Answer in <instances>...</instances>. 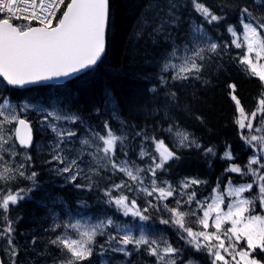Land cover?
<instances>
[{
    "label": "snow or ice",
    "instance_id": "1",
    "mask_svg": "<svg viewBox=\"0 0 264 264\" xmlns=\"http://www.w3.org/2000/svg\"><path fill=\"white\" fill-rule=\"evenodd\" d=\"M190 3L202 23L192 24L189 34L182 38L186 42L173 41L171 50L158 61L156 84L147 89L149 104L155 106L156 112L164 110L167 114L177 101L176 91L171 90L176 87L175 82L201 81L209 62L232 46L243 50L232 59L257 77L264 87V63L261 62L264 61V0H227L218 10L205 0H190ZM180 7L177 0H168L166 10L161 7L151 22L153 33L178 24ZM254 9H259V14ZM220 12L234 13L242 28L238 34L237 25H225L226 33L232 37L230 43L212 39L205 27L222 24L226 17ZM108 23L109 0H0V78L8 86L23 87L67 78L91 68L105 53ZM143 23L149 24V21ZM228 88L235 104L232 123L253 155L242 167L231 162L235 158L231 145H226L220 158L229 161L222 173L227 181L218 177L206 196L198 191L200 185L208 184L206 180L184 177L172 184L158 179V175L180 159V149L195 147L206 157L218 155L213 146H202L192 133L175 123L161 129L172 138L174 147L155 131L151 136L146 128L135 133L133 139L140 140L139 159L150 161L146 167H140L128 159L125 150L128 137L116 134L110 120L103 122V133L89 126L77 148L78 132L61 127L60 122L82 124L79 116L57 105L14 104L7 97L0 98V241H6L0 250L10 257V264H18L20 252L10 206L18 207L37 187V172L26 175L33 161L26 154L33 144L32 122L27 116L30 111L39 113L41 125L53 133L49 145L51 159L46 163L56 162L59 166L53 170L81 190L98 188L91 177L100 175L101 170L123 173L128 178L126 181L102 190L103 203L114 206L124 217L140 222L136 235L133 225L116 223L110 216L94 223L83 218L57 223L54 216L50 227L44 229L46 234L51 233L44 248L53 247L58 255L48 251L40 253L45 264L49 260L51 264H93L94 256H104L107 252L130 256L129 246L154 257L155 264H197L191 257L201 253L207 255L209 264H264V215L252 214L257 203L264 209V90L249 113L236 94V84L230 83ZM113 118L119 119L115 113ZM118 153L124 158L118 159ZM232 173L251 176L252 180L234 184ZM79 178H84L86 183H76ZM22 180L30 181L32 187H16ZM123 190L143 194L145 206L142 208L137 198H130ZM113 191L120 194L113 196ZM249 192H255V196H246ZM170 200L175 201L172 206ZM156 215L160 216L159 225L175 229L185 248L175 247L162 235L163 230L157 234V225L151 223ZM105 236L107 239L98 245L97 253V238ZM40 241L41 237L34 235L31 246L35 249ZM0 264L8 262L0 260ZM100 264L105 261L101 260Z\"/></svg>",
    "mask_w": 264,
    "mask_h": 264
},
{
    "label": "trees",
    "instance_id": "2",
    "mask_svg": "<svg viewBox=\"0 0 264 264\" xmlns=\"http://www.w3.org/2000/svg\"><path fill=\"white\" fill-rule=\"evenodd\" d=\"M205 2L218 10L227 0ZM167 3L168 0H109L107 44L99 63L61 84L16 89L6 85L0 78V98L7 97L14 104L28 102L43 107L57 105L69 114L79 116L82 124L67 123L68 128L78 132L76 146H80L79 139L84 137L89 126L103 133V122L110 120L116 134L123 133L128 137L125 149L128 151V159L140 167H146L150 161L147 158L139 159L140 140L133 139L135 133L146 128L151 136L155 131L158 136L165 138L170 147H174L172 138L166 132H161V129L167 128L169 123H175L192 133L202 146H213L218 155L206 157L195 147L180 149V159L174 161L164 174L158 175V179L168 180L172 184H177L184 177L206 180L208 184L198 188L199 192L206 193L215 186L218 177L227 178L222 173L229 161L220 158L226 145H231L233 152L240 148L237 128L232 123L235 104L230 98L228 84H236V94L245 108L252 107L256 94L263 88L256 77L244 71L232 59L243 51L232 46L209 62L201 81L175 82L176 87L171 90L176 91L178 99L170 106L167 114L164 110L153 111L155 106L149 104L150 94L147 89L156 84L158 61L166 51L171 50L173 41L177 44L186 42L182 38L189 34L192 24L202 23V18L193 11L190 0H177L181 5L177 11L181 17L179 23L167 25L162 32L153 33L151 22L161 7L166 10ZM254 10L259 14V9ZM219 14L226 17L225 21L219 26H205L208 35L217 42L230 43L232 37L226 33L225 25H237L238 18L232 12ZM144 20H148L149 24H144ZM114 113L119 119L113 118ZM27 116L32 122L35 143L26 151L27 155L33 157L32 166L26 175L32 171L38 175L36 189L18 207H11L10 216L16 228L15 241L20 247L18 264H45V259L40 255L45 251L58 255L55 248H44V243L51 236L44 229L50 227L54 216L57 217V223L75 216L89 217L94 221L110 216L116 223L133 225L134 233L139 234L137 226L140 222L124 217L114 206L109 207L103 203L105 197L102 190L119 184L127 177L123 173L112 174L110 170H101L100 175L91 177L98 185V188L91 190H81L66 182L64 176L53 170L58 166L56 162L46 163L51 159L49 145L53 133L41 125L39 113L30 111ZM123 158L118 153V159ZM245 158L246 152H242L235 161L243 164ZM81 167L86 168V165ZM76 183L85 184L86 181L79 178ZM16 187L28 189L32 183L22 180ZM123 191L129 197L132 196L127 190ZM119 194L117 191L112 193L113 196ZM137 200L143 208L146 202L143 194H139ZM174 203V200H170V206ZM159 218L156 215L151 222L157 225V234L163 230L162 235L175 247L185 248L184 242L177 238L175 229L159 225ZM34 235L41 237L35 249L31 246ZM101 239L103 237L97 238V253L98 245L102 244ZM128 250L132 253L130 256L116 252L96 255L93 264H100L101 260L105 264H155V258L148 256L145 251H137L132 246ZM197 255L191 258H197ZM5 261L10 264L7 256ZM48 264H51L50 260Z\"/></svg>",
    "mask_w": 264,
    "mask_h": 264
},
{
    "label": "rangeland",
    "instance_id": "3",
    "mask_svg": "<svg viewBox=\"0 0 264 264\" xmlns=\"http://www.w3.org/2000/svg\"><path fill=\"white\" fill-rule=\"evenodd\" d=\"M237 31H238V34L242 32V28L239 27V24H237ZM241 40H242V37H241ZM261 62L264 63V61H261ZM30 104H32V105H36V104H34V103H30ZM42 107H43V106H42ZM44 107H49V106H44ZM256 123H259V118L257 119ZM60 125H61V127L68 128V124H67L66 122H60ZM75 146H76V145H75ZM76 147L79 148L80 146H76ZM70 158H71V157H70ZM58 166H59V165H58ZM254 167H256V166L254 165ZM127 179H128V178H127ZM127 179H125V181H126ZM249 183H250V182H249ZM133 196H135V197L137 198L138 195L132 193V196H130V198H134ZM262 210L264 211V209H262ZM74 218H76V219H81V218H83V219H88V220H90V221L93 222V223L96 222V221L92 220V219L89 218V217L75 216ZM189 224H192V222L189 221ZM109 234H111V231H109ZM135 234H136V233H135ZM136 235H138V234H136ZM99 239H100V238H99ZM106 239H107V237L105 236V237H103V239H101L100 242H102V244H104ZM3 244H6V241H0V248H2V245H3ZM206 260H209V258H206Z\"/></svg>",
    "mask_w": 264,
    "mask_h": 264
},
{
    "label": "water",
    "instance_id": "4",
    "mask_svg": "<svg viewBox=\"0 0 264 264\" xmlns=\"http://www.w3.org/2000/svg\"><path fill=\"white\" fill-rule=\"evenodd\" d=\"M106 32H107V28H106ZM105 47H106V44H105ZM103 55H104V54H103ZM89 69H90V68H89ZM87 70H88V69L84 70L83 72L76 73V74H74V75H72V76H70V77H67V78H61V79H59V80L43 81V82H40V83H38V84H29V85H25V86H23V87H16V88H25V87H28V86L40 85V84H48V83H61V82H64V81H66V80H68V79H72V78H74V77H76V76H78V75L84 73V72L87 71ZM33 141H34V135H33ZM0 260H1V258H0Z\"/></svg>",
    "mask_w": 264,
    "mask_h": 264
}]
</instances>
